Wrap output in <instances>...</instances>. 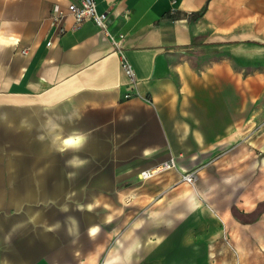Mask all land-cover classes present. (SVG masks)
I'll use <instances>...</instances> for the list:
<instances>
[{
	"label": "crops",
	"instance_id": "crops-1",
	"mask_svg": "<svg viewBox=\"0 0 264 264\" xmlns=\"http://www.w3.org/2000/svg\"><path fill=\"white\" fill-rule=\"evenodd\" d=\"M70 1L0 0L2 104L63 108L58 148L76 139L94 145L81 160L108 168L112 177L120 175L114 172L120 162L132 163V193L175 194L141 205L162 211L132 229V264H227L214 249L223 247L219 207L182 201L178 169L142 180L139 174L170 155L195 159L223 138L264 136V108H248L249 87L238 84L253 77L260 84L253 95L264 101V0H97L98 9L109 12L106 30L92 19L72 28L69 16L66 32L56 36L49 16L56 3ZM121 33L134 83L112 40ZM92 166L81 175L91 176Z\"/></svg>",
	"mask_w": 264,
	"mask_h": 264
},
{
	"label": "rangeland",
	"instance_id": "rangeland-1",
	"mask_svg": "<svg viewBox=\"0 0 264 264\" xmlns=\"http://www.w3.org/2000/svg\"><path fill=\"white\" fill-rule=\"evenodd\" d=\"M255 67L249 66L250 71ZM240 83L249 87L248 108H264V101L253 95L260 84L251 76ZM62 114L63 108L8 107L0 97V264H132L136 237L132 229L141 227L144 217L162 211L141 205L145 200L150 205L170 201L175 194L161 198L132 193V163L120 162L114 170L120 175L112 177L108 168L81 160V153L95 150L94 145L76 139L58 148L53 133L60 132L57 139L65 134ZM260 134L259 141L255 136L223 138L195 159L170 155L139 174L142 180L144 172L158 173L172 159L175 166L164 170L197 174L193 182L182 175L180 197L211 202L224 213L225 224L217 235L223 247L214 249L216 256L226 255L227 264H264V136ZM87 164L93 165L91 176L83 177ZM210 169L215 171L211 178ZM258 186L261 191L254 192ZM211 211L218 216L219 211ZM164 212L168 215L169 210Z\"/></svg>",
	"mask_w": 264,
	"mask_h": 264
},
{
	"label": "built area",
	"instance_id": "built-area-1",
	"mask_svg": "<svg viewBox=\"0 0 264 264\" xmlns=\"http://www.w3.org/2000/svg\"><path fill=\"white\" fill-rule=\"evenodd\" d=\"M72 16L74 18V24L72 28H77L80 26L85 20L92 19L98 26L102 27L103 29L108 28L109 23V12L107 10L101 11L98 9L97 0H71L67 5H61L56 3L52 9V12L49 16L50 26L54 35L61 36L66 32L67 27L65 25L66 18ZM112 36V40L118 46L120 50L121 56V66L126 73V75L130 78V81L134 83L136 80V70L129 60L128 55L125 52V48L122 45V41L124 38V34H119L117 37L114 35ZM53 39H49L48 44H52ZM132 94L131 91H128L125 96L130 97ZM175 166V160L172 159L168 162H165L159 169L162 171L164 169L170 168ZM145 176H151L154 174L153 171L144 172ZM197 177V174L193 172H188L183 174V178L189 182H193Z\"/></svg>",
	"mask_w": 264,
	"mask_h": 264
},
{
	"label": "water",
	"instance_id": "water-1",
	"mask_svg": "<svg viewBox=\"0 0 264 264\" xmlns=\"http://www.w3.org/2000/svg\"><path fill=\"white\" fill-rule=\"evenodd\" d=\"M57 133H58V134H60V132H58V131H55V132L53 133V137H54V136H56V137H57ZM56 137H55V138H56Z\"/></svg>",
	"mask_w": 264,
	"mask_h": 264
},
{
	"label": "trees",
	"instance_id": "trees-1",
	"mask_svg": "<svg viewBox=\"0 0 264 264\" xmlns=\"http://www.w3.org/2000/svg\"><path fill=\"white\" fill-rule=\"evenodd\" d=\"M198 15H199V14L195 13V14H193L192 16H193V17H197Z\"/></svg>",
	"mask_w": 264,
	"mask_h": 264
},
{
	"label": "snow or ice",
	"instance_id": "snow-or-ice-1",
	"mask_svg": "<svg viewBox=\"0 0 264 264\" xmlns=\"http://www.w3.org/2000/svg\"><path fill=\"white\" fill-rule=\"evenodd\" d=\"M69 143H71V141Z\"/></svg>",
	"mask_w": 264,
	"mask_h": 264
}]
</instances>
